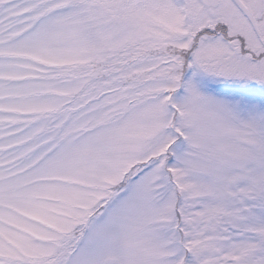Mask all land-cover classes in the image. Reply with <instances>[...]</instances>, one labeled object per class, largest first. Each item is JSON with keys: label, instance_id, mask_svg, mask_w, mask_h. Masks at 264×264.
<instances>
[{"label": "snow or ice", "instance_id": "snow-or-ice-1", "mask_svg": "<svg viewBox=\"0 0 264 264\" xmlns=\"http://www.w3.org/2000/svg\"><path fill=\"white\" fill-rule=\"evenodd\" d=\"M0 264H264V0H0Z\"/></svg>", "mask_w": 264, "mask_h": 264}]
</instances>
